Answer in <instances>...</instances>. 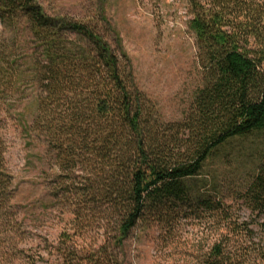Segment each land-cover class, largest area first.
Masks as SVG:
<instances>
[{"label": "trees", "instance_id": "obj_1", "mask_svg": "<svg viewBox=\"0 0 264 264\" xmlns=\"http://www.w3.org/2000/svg\"><path fill=\"white\" fill-rule=\"evenodd\" d=\"M188 5L201 85L184 119L166 122L138 88L106 17L50 15L37 0H0V102L10 106L34 91L27 131L65 177L61 186L80 180L64 199L75 236L102 231L86 264H125L119 250L136 229L156 225L170 235L191 214H209L215 224L214 241L196 248L192 264H264L250 225L198 180L234 142L264 134V0ZM6 149L0 128V241L23 253ZM241 196L253 213L264 212V150ZM72 237L62 241L78 252Z\"/></svg>", "mask_w": 264, "mask_h": 264}, {"label": "rangeland", "instance_id": "obj_2", "mask_svg": "<svg viewBox=\"0 0 264 264\" xmlns=\"http://www.w3.org/2000/svg\"><path fill=\"white\" fill-rule=\"evenodd\" d=\"M50 15L76 19L107 18L128 55L138 88L153 102L166 122H179L187 114L201 85L195 37L190 30L188 0H37ZM4 31L0 23V38ZM115 35L108 41L115 46ZM25 100L7 106L0 102V128L6 143V162L14 177L16 243L23 253L0 241V264H86L88 250L102 242L97 228L75 236L74 217L65 202V177L43 146L27 131L34 91H25ZM9 105V104H8ZM264 150V134L236 141L222 152V158L207 163L198 180L205 193L232 206L239 221L254 231V240L264 247V212L253 213L241 194L249 184ZM223 157H225L223 159ZM62 179V180H61ZM58 192L53 197L52 193ZM214 219L209 214L180 220L172 234L165 235L152 225L140 226L119 251L125 264H192V253L214 241ZM70 234L78 246L63 243ZM243 240V239H242ZM19 250V251H20Z\"/></svg>", "mask_w": 264, "mask_h": 264}]
</instances>
